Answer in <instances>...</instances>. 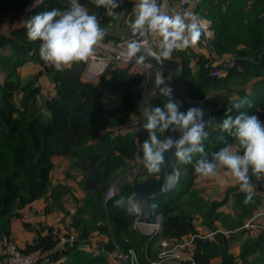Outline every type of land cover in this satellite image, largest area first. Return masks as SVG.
<instances>
[{
  "label": "trees",
  "instance_id": "trees-1",
  "mask_svg": "<svg viewBox=\"0 0 264 264\" xmlns=\"http://www.w3.org/2000/svg\"><path fill=\"white\" fill-rule=\"evenodd\" d=\"M33 1L0 0V21L13 14L21 20L0 34V256L6 253L7 241L35 257V264H111L117 247L123 252L134 250L141 264H150L160 260L161 241L182 244L193 239L197 264H264V234L249 237L250 233L242 231L249 220L264 211V180L252 178L255 194L249 204L244 203L246 194L238 184L227 189L222 200H206L198 190L200 178L194 168L201 158L199 153L194 155L193 164H181L176 158L180 182L176 190L155 200L160 226L152 236L136 230L135 220L125 209L132 195L130 182L121 185L117 196L106 200L111 184L121 173L143 161L146 120L129 124L141 109L145 75L134 65L111 63L107 73L91 82L85 78L89 62L74 63L63 72L50 68L40 58V41L28 39L26 25L36 14L65 9L68 0H43L37 6ZM79 2L105 29L103 42H117L109 28L114 16H107L106 10L97 8L92 0ZM136 2L120 3L127 9L124 21L129 24L134 20ZM168 5L180 13L174 1ZM195 13L212 22L215 37L209 50L173 52L171 59L181 63V71L172 83L186 89L192 102L228 96L213 108L216 125L203 141L211 159L225 140L235 144L222 130L228 115L244 111L264 121V0H202ZM124 35L128 37L129 32ZM150 43L158 46L156 41ZM155 51L158 53L159 48ZM223 56L233 58L235 64L225 77H213L211 68ZM31 65L38 70L25 77L23 70ZM46 78L54 94L43 98ZM245 99L248 103L240 109L234 107ZM166 102L163 96L154 95L150 109ZM171 133L158 136L163 139ZM57 158L70 162L83 177L82 202L78 201L73 215L65 209L62 228L55 227L50 218L54 208L62 212L71 190L53 181ZM136 172L137 182L159 176L145 167ZM120 199L124 203L117 206ZM228 204L233 212L223 210ZM38 205H42L39 210ZM41 210L48 221L31 220ZM107 221L111 229L105 225ZM198 221L207 232L222 233H216L214 241L204 240L197 236ZM20 231L29 235L22 246L18 244ZM97 237L109 239L96 245Z\"/></svg>",
  "mask_w": 264,
  "mask_h": 264
},
{
  "label": "clouds",
  "instance_id": "clouds-1",
  "mask_svg": "<svg viewBox=\"0 0 264 264\" xmlns=\"http://www.w3.org/2000/svg\"><path fill=\"white\" fill-rule=\"evenodd\" d=\"M92 2L97 8L105 9L107 16H115L122 0ZM133 12L134 20L129 24L133 39L127 42L121 57L125 62L135 61L138 66L148 67L145 61L146 53L150 52V40L158 42L159 48L158 53L151 54L168 60L175 51L196 47L204 32L199 18L190 9L178 13L169 8L167 0H137ZM26 27L28 39L40 41V58L57 72L71 68L74 63L94 60L106 36L97 16L89 14L79 0H68L63 10L54 8L32 16ZM157 83L167 102L162 107L143 110L144 128L148 132V138L142 143L144 167L150 173L161 172L166 167L165 155L173 149L175 157L184 165L193 164L194 155L199 153L201 158L194 164L199 178L218 179L220 171L226 170L224 175L233 178L246 194L244 203H251L255 194L252 178L264 180V124L259 117L244 111L228 115L222 122V130L235 144L225 140L224 146L208 159L203 141L212 120L204 119L202 107L180 111L181 102L174 99L172 89L165 85L162 76ZM246 103V99L241 100L234 107L240 109ZM169 131L179 133V137L161 139L158 136ZM175 175L173 171L169 177ZM123 203V199L116 201L117 206Z\"/></svg>",
  "mask_w": 264,
  "mask_h": 264
},
{
  "label": "built area",
  "instance_id": "built-area-1",
  "mask_svg": "<svg viewBox=\"0 0 264 264\" xmlns=\"http://www.w3.org/2000/svg\"><path fill=\"white\" fill-rule=\"evenodd\" d=\"M174 1L179 8V12L182 13L184 10L190 9L194 15H196L200 22L203 25L204 32L201 36V40L199 45L204 49L209 50L211 47V42L215 37V32L213 29V24L210 20L205 18H200L195 10L197 6L201 3L202 0H167V3ZM43 0H34L33 6H37L42 3ZM80 3V2H79ZM132 40L130 36H124L120 40L115 43H106L103 42L102 46L99 47L96 51V58L89 62V66L87 72L85 74V78L91 82L97 81L101 76L107 73L111 63H120L127 65H134L137 67L145 75L144 86L146 89L155 82L156 76V68L153 64L146 59L145 64L148 67L138 66L135 61L125 62L121 53L125 51L126 44L128 41ZM149 48H152L149 43ZM235 61L233 58L219 57V59L214 63L211 68V75L213 77H225L228 71L234 66ZM155 95V88L150 92V95L146 101L148 108L150 109L149 101ZM144 121L145 118L135 119L133 122L129 124V126L133 125L137 121ZM264 124V121L262 122ZM117 195L116 191L113 189H109L106 195V200H110ZM264 215V213H263ZM159 229V227L157 228ZM242 231H246L250 234H264V226L257 223L255 219L249 220L245 226L242 228ZM222 231H217L214 233L205 232L203 234H198L197 236L203 238L204 240L214 241V237L216 233ZM76 235L71 237V240L74 239ZM193 239L189 242L185 243H170L169 241H161L159 246V261H154L150 264H162V262H166L168 258L173 257L177 261V264L180 262L187 264H197L194 258V251L192 249ZM6 253L0 256V264H35L36 258L33 256L23 254L17 247L15 243L6 241ZM179 250H187L184 254H179ZM111 260L113 264H141L137 253L134 250H129L128 252H123L117 247V251L111 256Z\"/></svg>",
  "mask_w": 264,
  "mask_h": 264
},
{
  "label": "rangeland",
  "instance_id": "rangeland-1",
  "mask_svg": "<svg viewBox=\"0 0 264 264\" xmlns=\"http://www.w3.org/2000/svg\"><path fill=\"white\" fill-rule=\"evenodd\" d=\"M126 11H127V9L124 7V5L120 4L119 11H118L117 15L114 16L113 21L110 24V27H109L110 32L115 39L120 40L122 37L125 36L124 35L125 32L128 31L129 22H127V20L124 21V17L126 16ZM20 22H21V20L19 19L18 14H13L9 18L3 19L2 21H0V34L8 31L12 26L17 25ZM156 43L158 45V42H156ZM150 45H151L153 50L158 48V46H154L151 43H150ZM194 49L203 50V51L205 50L199 44H197V46L194 47ZM226 58L228 59L231 57H226ZM153 84L154 83L152 82V84L149 86L148 89L145 88L144 98H143V102L141 104V109H140V112L138 113V115L136 116V119H141L142 117H144L143 116V110L146 107L148 108L146 101L150 95V92L152 91V85ZM52 86H53L52 83L46 78L43 82V98L49 97V96L54 94V89ZM58 159L59 158H57L55 160L56 161L55 162L56 168H55V171L53 173V181L64 183L65 185H67L70 188L71 192H70V195H68V198L64 199L63 206L65 208L62 209V212L59 209L54 208V213L51 216L50 221L54 222L53 225L55 227L61 226V228H62L63 227L62 218L66 215V214L64 215V213L66 212L65 209H67L68 214H70V215L75 214L79 208L77 203H78V201L82 200V198L84 196V192H83V189L80 185L81 184L80 181L82 180L83 177L80 174H78L77 171H75L74 169L71 168V166L69 164L70 162L64 161L65 159H59V160ZM132 166L133 167L131 169L123 172L124 174L121 173L120 177L111 184L110 189L115 190L117 195H118V190L121 187V185H123L125 182L127 183V182L135 181V177H136V173H137L136 171H139L142 168H144L143 161H141L139 163H135ZM224 171H226V170L220 171V177L218 179H215L217 182V185H215L213 188H211L209 186V184H206L209 187L207 188V186H206L207 190L203 189L205 187L204 186L205 181L199 182L198 183V190L200 191V193H204L205 191H208V192L214 191V193H212V197H211L212 200L213 201L222 200L225 196V191L236 185V182L234 181L233 178L224 175ZM38 206H39L38 207V210H39L42 205H38ZM225 210L229 211V212L234 211V209L232 208V206L230 204L225 207ZM42 212H43V210L37 211L36 213H34V214H36V216L33 214L30 217V218H33L31 220H33V221L38 220L40 222L48 221L47 220L48 216H45L44 213L42 214ZM66 217H67V215H66ZM105 225L110 229L112 228V225L110 224L109 221H107ZM197 225H198V227H200V226H202V223L200 221H198ZM134 227L136 230H138L140 233H142L146 236H152L153 234H155L156 232L159 231V229H157L156 227H154L152 230H148V228H151V227L138 226L136 224V221H135ZM252 236L255 237L257 235L256 234H249V237H252ZM97 238L95 239L96 245L99 241H106L109 239V237H101L100 240ZM18 240H19L18 244L20 246L24 245L27 242V236L23 231L19 232ZM186 251L187 250H179L178 253L182 255ZM176 261L177 260L175 258L170 257V258H168V260L166 262H162V264H177ZM111 264H113V263H111Z\"/></svg>",
  "mask_w": 264,
  "mask_h": 264
},
{
  "label": "water",
  "instance_id": "water-1",
  "mask_svg": "<svg viewBox=\"0 0 264 264\" xmlns=\"http://www.w3.org/2000/svg\"><path fill=\"white\" fill-rule=\"evenodd\" d=\"M128 32L130 38L133 39L130 28ZM151 52L156 51L150 48V52L146 53V59L152 60L158 65L155 76V95H161L157 79L162 76L165 85L172 89L174 99L181 102L180 111L186 112L190 107H202L204 109V119L206 121L212 120L211 126L206 128L209 134L211 129L216 125L212 110L220 101L226 99L228 96L217 95L208 98L204 102L190 101L186 89L175 86L172 83V79L181 71V63L174 59H159L157 56L152 55ZM163 86L164 85L161 87ZM163 97L167 99V97ZM167 136L178 138L179 133H171ZM174 153L175 149L165 155L166 167L159 172L158 177L150 178L142 182H130L132 195L126 200L125 209L130 217L136 221L138 226L156 228L160 226V216L155 205V200L176 190L180 182V172L175 165L176 157ZM173 171H175L177 175L169 177V174Z\"/></svg>",
  "mask_w": 264,
  "mask_h": 264
},
{
  "label": "crops",
  "instance_id": "crops-1",
  "mask_svg": "<svg viewBox=\"0 0 264 264\" xmlns=\"http://www.w3.org/2000/svg\"><path fill=\"white\" fill-rule=\"evenodd\" d=\"M16 25H14V26H12V27H15ZM9 31V30H8ZM8 31H6V32H8ZM6 32H3V33H6ZM32 67H30V66H28V67H25V69L23 70L24 71V73H25V77H28L29 76V74H31L32 72H34V71H37L38 70V67L37 66H33V65H31ZM31 70V71H30ZM134 119H136V118H134ZM59 159H62V158H59ZM58 159V160H59ZM64 161H67V160H64ZM203 181H205V184H204V188L203 189H206V186H207V188L210 186L211 188H213L215 185H217V182H216V180L215 179H199V181H198V183L199 182H203ZM206 184H209V186L208 185H206ZM219 185V184H218ZM197 187H198V185H197ZM207 190V189H206ZM211 193V194H210ZM212 193H214V191H211V192H208V191H205L204 193H201V195L206 199V200H210V201H213L212 200ZM262 199L264 200V195H262ZM229 205V204H228ZM233 208V207H232ZM224 211H226L225 210V208L223 209ZM226 212H228L229 213V211H226ZM263 213H264V211L263 212H260V213H257L253 218L255 219V221L257 222V223H259V224H261L262 226H264V215H263ZM198 231H199V234H203V233H205V232H207L206 231V229L205 228H203L202 226H200V227H198ZM28 237H29V235H27ZM97 239H101L100 237H98ZM0 253H1V247H0Z\"/></svg>",
  "mask_w": 264,
  "mask_h": 264
},
{
  "label": "bare ground",
  "instance_id": "bare-ground-1",
  "mask_svg": "<svg viewBox=\"0 0 264 264\" xmlns=\"http://www.w3.org/2000/svg\"><path fill=\"white\" fill-rule=\"evenodd\" d=\"M154 227L148 228V230H152ZM152 232V231H151ZM153 233V232H152Z\"/></svg>",
  "mask_w": 264,
  "mask_h": 264
}]
</instances>
